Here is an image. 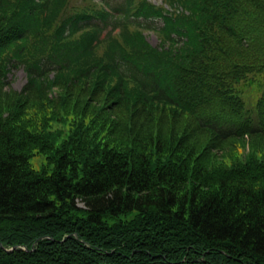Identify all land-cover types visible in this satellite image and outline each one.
<instances>
[{
	"label": "trees",
	"instance_id": "trees-1",
	"mask_svg": "<svg viewBox=\"0 0 264 264\" xmlns=\"http://www.w3.org/2000/svg\"><path fill=\"white\" fill-rule=\"evenodd\" d=\"M71 1L0 0V264H264V0Z\"/></svg>",
	"mask_w": 264,
	"mask_h": 264
},
{
	"label": "rangeland",
	"instance_id": "rangeland-1",
	"mask_svg": "<svg viewBox=\"0 0 264 264\" xmlns=\"http://www.w3.org/2000/svg\"><path fill=\"white\" fill-rule=\"evenodd\" d=\"M151 3L161 4V0H149ZM113 4V2H111ZM85 1L83 0H72L71 5L72 6H81L84 5ZM106 34V32H103V36ZM145 35L147 36V41L151 46L157 45V39L155 38L153 33L146 32ZM26 83V76L22 69L13 70L10 74H8L7 77V84L5 85L4 90H12L19 92L22 87ZM256 83L253 84V86H246V85H240L241 90L243 93L241 94V98L244 101L246 108L251 110L252 107L255 105L256 99L259 97V93L254 87ZM248 148L246 147V150ZM240 152V151H239ZM30 164L34 169H40L42 165L45 164V159L41 155H36L30 159Z\"/></svg>",
	"mask_w": 264,
	"mask_h": 264
},
{
	"label": "bare ground",
	"instance_id": "bare-ground-1",
	"mask_svg": "<svg viewBox=\"0 0 264 264\" xmlns=\"http://www.w3.org/2000/svg\"><path fill=\"white\" fill-rule=\"evenodd\" d=\"M0 248H2L1 244H0Z\"/></svg>",
	"mask_w": 264,
	"mask_h": 264
}]
</instances>
